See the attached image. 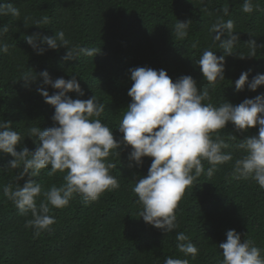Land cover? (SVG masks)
<instances>
[{
  "label": "trees",
  "instance_id": "16d2710c",
  "mask_svg": "<svg viewBox=\"0 0 264 264\" xmlns=\"http://www.w3.org/2000/svg\"><path fill=\"white\" fill-rule=\"evenodd\" d=\"M244 0H0L19 10V16L0 15V41L10 45L8 53L0 52V120L10 122L22 139L16 146L35 151L38 137H28V129L45 130L54 126V106L45 102L37 89L49 95L56 92L46 85L40 73L47 71L55 80L76 78L84 92L80 96L69 92L73 99L87 100L93 95L105 105L99 117L117 140L123 134L118 127L124 112L132 102L128 95L133 81L129 69L136 67L165 70L175 82L189 75L198 90L209 91L204 103L219 106L225 102L234 106L245 99L264 95V85L255 91L246 84L237 90L235 81L248 72L249 82L257 74H264V0H253L255 10L244 13ZM228 8L224 15L223 9ZM47 18V23H43ZM220 18L234 21L233 32L238 36L232 54L227 55L219 42L213 43L211 26ZM190 20L188 35L180 40L175 25ZM40 22L37 24L36 22ZM64 31L69 47L96 48L95 56L78 54L74 60H64L67 49L58 46L43 54L26 42L27 36L40 33L54 36ZM227 38V34L225 37ZM250 41L257 47L252 56ZM205 50L225 57L224 79L209 84L197 64ZM243 57V58H241ZM35 76L31 81L22 79ZM259 125L238 131L229 122L218 134L229 144L233 161L216 166L211 177L202 174L186 188L175 210L178 227L171 233L147 224L141 217L142 205L133 187L148 174L152 158L144 157L142 164L130 160L131 146L121 144L113 150L108 161L115 165L110 174L120 188L105 191L100 197L85 203L74 195L63 208L50 205L55 223L50 231L34 235L33 227H25L31 214L22 216L2 193V186L17 183L21 166L8 168L14 159L0 152V264H164L167 257L188 259L189 264H222L223 249L228 230L250 239L264 256V188L249 179L232 175L234 162L244 153L235 145L241 139L257 136ZM229 134L236 139L229 138ZM217 133L213 134V138ZM119 151L120 155L117 154ZM205 170L211 165L203 161ZM50 165L33 179L45 190L64 182L65 173L49 176ZM43 197H37V204ZM183 232L199 249L195 259L185 256L177 248L176 235Z\"/></svg>",
  "mask_w": 264,
  "mask_h": 264
},
{
  "label": "clouds",
  "instance_id": "9594fccd",
  "mask_svg": "<svg viewBox=\"0 0 264 264\" xmlns=\"http://www.w3.org/2000/svg\"><path fill=\"white\" fill-rule=\"evenodd\" d=\"M254 10L253 0H244L242 11L252 13ZM228 11L225 7L224 15ZM8 14L18 17L20 13L11 4L0 3V15ZM47 22L45 18L43 23ZM190 25V20L178 21L175 25L176 38L184 39ZM233 29L234 21L223 18L210 28V32L214 33L213 43L219 42L227 55L232 54L238 40ZM7 31V25L0 29V32ZM225 34L227 38H224ZM38 41L50 49L65 47L64 60H74L78 54L92 57L100 51L96 48L69 47L70 41L62 30L55 32L54 36L40 33L27 36L26 42L33 50L43 54L46 49L39 47ZM250 46L254 56L257 47L255 41H250ZM9 47V44L0 41V52L8 53ZM224 63L225 57H218L211 50H205L197 62L209 84L224 79ZM129 71L133 84L128 95L132 102L118 127L123 134L122 140L115 139L112 130L99 119L105 105L98 102L95 95L87 100L73 99L69 92L84 95L76 78L53 80L47 71L40 75L46 85L57 91L49 95L46 90H37L46 103L54 106L52 119L55 123L45 130L40 127L28 129V137H38L35 151L27 147L17 151L21 135L11 128L10 122L0 120V152L14 158L9 161L8 168L16 169L23 164L17 181L28 177L23 186L19 183L15 187L12 183L3 185L2 193L19 210L20 215L31 214L32 219L26 221L25 227H33L34 235L50 231L55 223V217L49 214L50 205L54 208L66 207L74 195L81 196L88 203L97 200L105 191L120 188L116 177L110 174L115 165L106 158L121 144L131 146L130 160L136 164H142L144 157L152 158L148 174L136 181L132 190L138 197L137 203L142 205L140 217L164 233H171L178 227L175 210L186 188L202 174L211 177L217 165L233 161L232 152L224 151L229 144L218 134L229 122L238 131L259 125L257 136L241 139L235 145L244 155L235 160L232 175L236 179L251 178L260 188H264V95L245 99L239 105L225 102L217 107L204 103L209 99L208 89L198 90L196 81L189 75L173 82L163 69L157 71L136 67ZM250 71L242 72L235 81L238 91L246 84L252 91L264 85V74H257L249 82ZM35 78L26 74L22 79L27 82ZM214 133H217L215 138ZM229 138L235 140L236 136L229 134ZM117 154L120 155L119 151ZM203 161L211 165L207 170ZM49 165L48 175L53 176L58 171L65 173L64 182L59 186L53 184L45 190L33 178ZM41 196L43 199L37 204V197ZM226 237V242L219 245L223 249L222 264H264L262 250L252 240L242 241L241 234L235 230H228ZM176 240L181 253L196 258L199 249L188 235L179 232ZM164 264H189V260L169 256Z\"/></svg>",
  "mask_w": 264,
  "mask_h": 264
}]
</instances>
